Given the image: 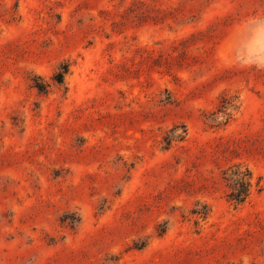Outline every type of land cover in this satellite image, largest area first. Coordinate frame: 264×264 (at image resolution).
<instances>
[{
  "label": "rangeland",
  "instance_id": "1",
  "mask_svg": "<svg viewBox=\"0 0 264 264\" xmlns=\"http://www.w3.org/2000/svg\"><path fill=\"white\" fill-rule=\"evenodd\" d=\"M0 264H264V0H0Z\"/></svg>",
  "mask_w": 264,
  "mask_h": 264
},
{
  "label": "trees",
  "instance_id": "2",
  "mask_svg": "<svg viewBox=\"0 0 264 264\" xmlns=\"http://www.w3.org/2000/svg\"><path fill=\"white\" fill-rule=\"evenodd\" d=\"M67 70V66H64V70L57 74V80L62 82L64 79V74ZM40 90L44 89V84L38 85ZM250 173H243L242 177L238 181V186L233 187V190L230 193V197L235 200H243L248 196L250 190V181H249Z\"/></svg>",
  "mask_w": 264,
  "mask_h": 264
}]
</instances>
